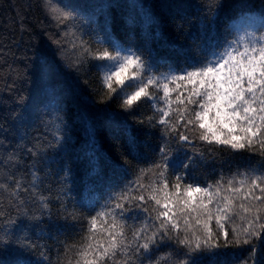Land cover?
Returning a JSON list of instances; mask_svg holds the SVG:
<instances>
[{
	"label": "trees",
	"instance_id": "16d2710c",
	"mask_svg": "<svg viewBox=\"0 0 264 264\" xmlns=\"http://www.w3.org/2000/svg\"><path fill=\"white\" fill-rule=\"evenodd\" d=\"M204 2L0 0V183L7 185V190L0 188V238L8 239L5 228L14 238H31L38 247L30 259L39 260L43 250L56 264L65 244L79 242L87 217L134 180L139 169L160 162L161 126H153L155 119L148 121L155 112L152 102L140 103L130 114L120 108L116 96L102 102L107 91L97 67L101 62L83 53L79 40L96 49L101 47L97 40L108 32L119 44L141 53L157 72H167L169 66L178 69L202 59L205 49L222 50L237 28L255 30L258 24L246 27L239 20L247 17L245 13L264 12V0H223L211 18ZM55 4L71 6L77 20L67 28L58 24L45 11ZM73 25L75 37L64 35ZM156 106L163 108V100ZM129 129L134 145L128 142ZM57 136L62 138L59 143ZM175 147L170 145L173 153ZM10 154L18 162H8ZM185 154L193 158L185 182L201 186L222 175L230 178L261 160L256 152H233L195 140L181 158ZM33 171L39 177L35 188ZM15 180L27 189L18 199L11 195ZM41 195L49 198L48 209L41 207ZM136 211L133 204L128 215L135 216ZM9 220L15 223L6 224ZM128 223L138 225L140 220ZM253 243L256 264H264V234ZM228 251L238 257L229 258L230 264H252V245ZM16 254L14 245L0 244V259L8 264ZM201 264H209V258L205 256Z\"/></svg>",
	"mask_w": 264,
	"mask_h": 264
},
{
	"label": "snow or ice",
	"instance_id": "6c2138e0",
	"mask_svg": "<svg viewBox=\"0 0 264 264\" xmlns=\"http://www.w3.org/2000/svg\"><path fill=\"white\" fill-rule=\"evenodd\" d=\"M204 7L215 18L223 0H205ZM70 9L55 4L45 11L67 28L78 15ZM245 15L259 16L255 30L237 28L222 50L205 49L202 59L178 69L169 66L167 72H157L141 53L119 44L108 32L97 40L101 47L96 49L79 40L83 53L101 62L97 67L107 91L102 102L116 96L128 114L140 103L152 102L155 112L148 121L155 119L153 126H161L163 143L160 162L139 169L134 180L87 217V229L79 242L65 244L56 264H201L205 256L209 264H230L229 258L235 261L238 257L228 250L243 245H252L249 260L256 264L253 241L264 234V12ZM75 33L73 25L64 35L75 37ZM159 100H163V108L156 106ZM124 126L127 128L126 122ZM88 131L94 135L91 127ZM56 139L59 143L62 138ZM194 140L233 152H256L261 160L206 186L186 183L193 158L186 154L181 158V153ZM128 142L135 144L130 129ZM173 143L174 153L170 150ZM14 159L18 162L10 154L8 162ZM38 180L33 171V188ZM14 183L11 195L18 199L20 191L27 189L20 180ZM0 188L7 190V185L0 183ZM38 199L48 209L49 198L41 195ZM133 204L136 215L129 216ZM72 216L75 219L74 212ZM128 219L140 223L130 225ZM236 219L241 223L236 224ZM5 232L8 239L0 238V244L14 245L17 251L12 264H52L43 250L39 260L30 259L38 247L31 238H14L7 228ZM0 264L8 262L0 259Z\"/></svg>",
	"mask_w": 264,
	"mask_h": 264
},
{
	"label": "rangeland",
	"instance_id": "374dc122",
	"mask_svg": "<svg viewBox=\"0 0 264 264\" xmlns=\"http://www.w3.org/2000/svg\"><path fill=\"white\" fill-rule=\"evenodd\" d=\"M239 22L241 24H244L246 27H249V26L254 27V26H256L258 24L259 19L256 18V17L247 16V17L239 20Z\"/></svg>",
	"mask_w": 264,
	"mask_h": 264
}]
</instances>
